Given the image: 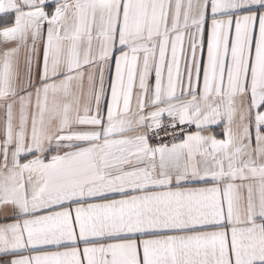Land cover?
Returning a JSON list of instances; mask_svg holds the SVG:
<instances>
[{
	"label": "snow or ice",
	"instance_id": "1",
	"mask_svg": "<svg viewBox=\"0 0 264 264\" xmlns=\"http://www.w3.org/2000/svg\"><path fill=\"white\" fill-rule=\"evenodd\" d=\"M0 264H264V0H0Z\"/></svg>",
	"mask_w": 264,
	"mask_h": 264
}]
</instances>
